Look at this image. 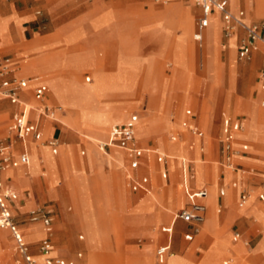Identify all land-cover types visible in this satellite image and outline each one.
I'll return each instance as SVG.
<instances>
[{
	"label": "rangeland",
	"instance_id": "374dc122",
	"mask_svg": "<svg viewBox=\"0 0 264 264\" xmlns=\"http://www.w3.org/2000/svg\"><path fill=\"white\" fill-rule=\"evenodd\" d=\"M229 1L230 0H228V2ZM128 2L129 0H120L117 3L119 8L114 7L111 10H106L98 14L97 17L90 21L91 30L87 34L81 29H78L64 38H59L58 36L49 37L48 41L50 43L47 47H63L59 52H46L42 54V45L38 40H34L26 46H23L28 51L39 53V55L34 57H28L27 54L23 53L22 56L26 57L27 61L25 67L28 68L31 63L35 61L37 62V60L51 63V65L47 67L45 66L41 69H37V71L32 74H40L49 81L50 96L48 101L51 104L53 103L60 106L61 109L66 112V116L58 118L57 120H61V125L74 132L80 141L86 139L91 143L97 142L96 137L98 135L100 138L104 137L106 129L109 128L108 126L111 127L127 120L136 110L138 104L136 97L140 92H143L148 96L151 105L157 104L156 112L146 109L140 113L139 118L135 123L134 136L135 139L141 141V143L146 142L150 133H160L165 130L168 131L171 128L166 121V117L161 116L159 113L162 112L163 109L167 110L169 99L167 100L166 96L172 92H175L171 94V96L175 98L171 104L170 110L172 122H175L179 115L182 116L183 111L186 109H190L195 114L197 124L200 119L205 121L210 120V99L206 95L207 86L204 84V80L206 78V72L218 73L217 62L220 66V85L225 82L228 70L230 69L229 82L231 88H233V84L235 87V93L230 91L232 95H241L238 92V87L243 78L242 72L246 77L243 79L240 91L246 93V84L248 83V91L250 93L256 88L255 82L252 80L251 71L257 64V57L255 56L248 65H244V63H248V61L235 60V43L233 37L229 38L227 42V56L229 60L226 59L222 53H220L218 60H216L217 41L221 28L216 16L210 17L215 20V29L209 30L210 35H208L207 30L204 29V34H202L201 41L204 42L206 46L202 43L200 47L201 49H204V47L206 48L205 50L200 51V55L204 56L201 57L197 50V44H195L191 40V37H189L192 33V26L196 20V16L192 18L190 13H188L190 16L183 13L176 18L177 13H172V8H176V5L169 4L171 1L164 2V7H170V13L169 16L166 15L163 18H157L156 15L159 13V10L164 7L156 9L157 13H155L154 16H145L140 10L133 7H127L124 10L120 9L122 5L126 6ZM161 2L162 1L152 0L150 5L156 7L163 6ZM232 2L233 6L230 5V2L229 6L232 8V11H235L237 0H232ZM255 3L256 8L254 13L259 15L264 10V0H255ZM191 4L193 6V0H191ZM139 5L144 9L149 6L143 3H140ZM239 9L245 13L243 6L240 5ZM246 12L249 13V9H247ZM140 17H143L145 20H151L150 26H154L157 30L156 33L160 38L159 44H156L157 53L148 58L141 55V49L139 45H137V39L141 35V30L143 28L145 29L147 26L142 25ZM258 20L264 21V15ZM176 30L180 31L179 35L175 34ZM187 31L188 37L183 35L184 33H187ZM4 33V21L0 19V42L7 50L14 49L15 46L11 44L10 39ZM26 38H28V36H26ZM185 40L186 51L184 53L185 47L183 41ZM224 40L225 37L220 31V45L224 44ZM208 45H212L213 47L211 52L207 49ZM101 49L105 51V56L103 57L99 54V50ZM109 52L111 57L108 55ZM169 53L172 55V58L170 55H167L166 57L159 59V67L157 68L156 59ZM240 64L243 65L239 67L238 65ZM21 65H23V63H21ZM108 65H112L113 68L108 70ZM239 68L242 72L238 70ZM259 69L264 70V67L257 66L254 68L253 78ZM87 70L91 71V81L88 84L84 83L83 77H90L89 73H82L78 79L79 72ZM201 71H203V73ZM201 73L203 76L199 77ZM196 82L198 83L197 87H199V83H201L202 86L200 89L198 88L200 95H203L202 101L204 102V108L201 110L194 105H188V101H190V103H196V98L193 96L197 91ZM58 90L63 92V94H57V92H59ZM74 93L75 95L77 94V98ZM183 94H186V96L190 94L186 97L188 101L184 98ZM61 96L63 97L61 98ZM139 97L141 98L140 100L146 98V96L143 95H140ZM237 100L240 101L239 98H237ZM250 100L255 111V114L253 116L251 115V120L255 116L257 121H262L264 119V109H257L255 99ZM126 106L131 107L132 110L126 108ZM241 112L242 111L239 108H236L234 114ZM4 116L5 118L0 121L2 122L0 123V140H3L8 136L5 134L8 125L6 111H3L2 117ZM248 120L249 119L246 121V126ZM99 123L102 124L103 127L97 125ZM213 123L214 126L218 125L219 116L214 117ZM55 126L60 128L57 124H55ZM198 126L200 125L198 124ZM178 129L181 130L180 126H178ZM206 130L208 133L212 131L211 124L206 126ZM51 132L52 127L48 134L50 135ZM202 132L204 135L205 131L203 127ZM45 135L47 136V134ZM85 135H87V137ZM244 135L246 136V132ZM171 136L172 132H165L161 135L163 141H157L159 150L166 155L171 156L168 161L170 180L173 181L175 179L174 171L176 164L181 160L188 161L192 164V175H195V179L192 180V182L197 180L200 182L195 187L204 185L207 189H210V198L207 202V215L201 228L202 233L195 241L196 243H201L204 241L203 238L209 234V232L215 231L219 223V216L216 213V204L213 205L211 210L214 218L212 217L213 219H211L209 217V201L213 202V198H216L214 186L216 173L214 172V168L213 171L210 172L209 167L204 166L206 161L204 162L200 160V147L198 146V141L196 139L192 140V146L188 149V137L186 135L181 141L168 143ZM215 137L216 134L211 136L209 149L205 153V158H209L213 161L217 160V143L214 140L216 139ZM207 139L208 136L206 135L202 142L207 144ZM150 142L154 147L157 146L154 137L150 139ZM59 150V157L56 158L52 157L48 150L36 147L32 150L33 156L30 158V168L28 172L21 167L19 169L11 170L10 173L17 172L19 178H38L40 176L38 163L43 158L47 165V177L43 180L55 184L58 177L60 186H62L64 183L61 170L58 167L66 169L70 160L67 147L60 146ZM79 150L84 151L83 157H79ZM94 150L97 153L95 147ZM86 155L87 151L85 146L78 145L71 147V157L73 160L78 161L85 158ZM191 155L192 157H190ZM112 161L113 165L116 167L120 166V153L118 151L112 150ZM51 162L57 163L58 169L56 168L55 170L50 171L48 167ZM18 177L16 179L12 177V181L15 180L16 182ZM89 181L94 182L96 186H99L97 180L93 176L89 178ZM106 182L107 181H105V183ZM108 182L113 186L115 181L111 178ZM71 185H74V188H71ZM68 187L71 189H69L71 200L76 204L77 210L74 211V206L70 203L64 204V212H66L67 208H70V211L66 212L67 214L74 211L69 217L68 233H64L67 240L60 235L62 231L55 226L57 219L54 218L52 226V242L53 247L55 248L62 245L64 251L58 256L67 260H72L74 261V264H154L153 250L157 244V241L154 240L157 238L155 230H157L161 224L168 221L166 220L159 223L163 216L175 212L183 202V199L178 192V188L168 186L166 189L167 192L163 194L159 192L158 189L162 187V182H157L153 184L152 190L150 191L153 196L146 194L141 197L140 195L135 194V200L140 197L137 202L133 201L131 204L120 205L116 203L118 202L116 201L113 203L111 202L109 205L107 204L106 210L111 212L109 213L110 221H103L106 225L102 227L101 225H98V221L101 220L103 216L100 210L102 201L98 198V194L101 195L100 188H94L95 196L92 200L89 197L87 185L81 186L76 182H69ZM102 190L107 203H109V190ZM17 192L18 194L20 193L18 190ZM121 193L125 194L121 199V203H130L131 198L127 197L126 194L130 196H132V194L129 193L124 184L119 187H117V185L114 187L113 196H120ZM222 200L225 202V204L223 203V207H225L230 201V198L226 196ZM113 201H115V199ZM253 201L254 195L250 204L239 208L242 209V212H236V210L239 209L234 210V212L238 215L244 214L247 210L255 212V220L258 222L259 228L257 231L262 236L255 249L248 253L247 248L244 247L245 243L243 241H239L237 244L232 245L227 242L226 238L219 240L216 239L208 244L206 250L202 251L201 258L197 263L192 262H196L199 259V256H189L190 261H188L185 259V256L170 252L165 260V264H219L225 260L223 258L230 259L232 262L233 260H240V264H261L260 257L257 255L250 259L243 260L244 256L242 255L246 254V256H252L255 252L261 253L264 262V207L261 208L259 204L253 205ZM43 202V200L37 202V205L35 207L33 206L32 210L40 207ZM55 211L57 215L58 212L56 206ZM164 213L166 214L164 215ZM22 219L24 218L17 215L14 220L20 223ZM109 228L113 229V232L102 231L104 229L108 230ZM116 228H118L119 231H114ZM230 228H235V224H220L219 235L217 238L227 236L228 240H230ZM143 235L148 236L149 238H146ZM25 237L27 239L32 238L33 240H30V242L34 243L42 237V233L37 227L30 226L25 231ZM79 237H81V239H79ZM241 237L248 240V245L253 248L260 238V235L257 233L254 234L248 229L244 233H241ZM7 242L5 241V234L0 231V244L3 243L2 245L8 246L10 244L8 239ZM182 243L186 245L185 242ZM205 243L202 244L203 246H200L201 249L206 248ZM146 245L149 246L147 252V249L143 248ZM191 247V245L185 246L184 248L179 246V250L185 254H190L192 253ZM142 248L146 253L140 258L138 252L141 251ZM55 253L56 251H53L52 254ZM232 253L239 254L238 258L233 259L231 255ZM76 254H80L79 259H76ZM6 255H8V252L6 249L2 248V250H0V264H12L10 258L7 260L8 262H5L7 259ZM173 260L175 262H173ZM236 261L235 263L233 262V264H237ZM229 264L232 263L230 262Z\"/></svg>",
	"mask_w": 264,
	"mask_h": 264
},
{
	"label": "crops",
	"instance_id": "0c3cea01",
	"mask_svg": "<svg viewBox=\"0 0 264 264\" xmlns=\"http://www.w3.org/2000/svg\"><path fill=\"white\" fill-rule=\"evenodd\" d=\"M120 0H0V19L4 21V27H5V35L10 39V42L12 45L15 46L12 50H7L0 44V57H9L12 61L13 66L15 67V71L13 73V76L18 79H22L27 81L28 87L25 89H18L14 88L13 92L15 95V98L17 102L15 104H11L7 99H1L0 98V121L5 118L2 117L3 111H6L7 116L6 119L8 121V125L11 122L12 116L15 114H21L24 113V117L26 122H34L35 121V107L37 106H45L48 108H60L56 104H51L48 99L50 96V83L45 77H42L40 74H32L37 71V69H41L42 67H47L51 65V63L46 61H40L37 60V62H33L30 64V66L27 68L25 65L26 63H23L21 65V62L25 59L24 56H22L23 53L27 54L28 57H34L36 55H39L38 52H32L26 50L23 46H26L28 43H31L34 40L40 41L42 45V54L46 52H59L63 49V47H57V48H48L49 45L48 38L51 36H58L59 38H64L69 36L71 33H73L75 30L81 29L84 33H89L91 30L90 21L98 16L103 11L111 10L114 7L119 8L117 3ZM152 0H129V2L125 5H122L120 9H125L127 7H133L137 10H140L143 15L147 16H154L155 13H157L156 9H161L165 6L164 2H169V4H175L176 8H172V13L176 14V18L179 17L181 14L186 13L188 16H190L188 13L192 15V18L194 16H199L200 10L197 4L193 1V6L191 4V0H165L161 3L163 6H152L150 5ZM157 1V0H155ZM215 1H222L224 3V8L227 12L230 14H236L237 12H242V20L245 23H256L261 22L260 19L261 16L264 15V10L261 14L257 15L254 13V10L256 8L255 0H237V5L235 11H232V8L229 6H233L232 0L228 2V0H215ZM232 2V3H231ZM263 2V1H262ZM143 3L147 6L146 9H144L139 4ZM186 4V5H185ZM243 6L245 9V13L239 9V6ZM264 6V4H263ZM167 9V8H164ZM249 9V13L246 12V10ZM136 12V11H135ZM138 13V12H137ZM216 16L218 22L220 23V14L216 12L215 10L211 11L210 17ZM141 18L142 25H147L145 29L143 28L141 30V35L137 39V45H139L141 49V55L143 57H151L154 54L157 53L156 50V44H159L160 38L157 35V30L154 28V26H150L151 20H145L143 17ZM192 20V19H191ZM258 20V21H254ZM192 22V21H191ZM196 22V20H195ZM195 22L192 26V33L189 37H191V40L197 44V50L200 55V51L205 50L201 49L200 45L204 42H202V34L204 32L203 30H198L196 28ZM221 25V24H220ZM215 29V20L208 19V24L206 27ZM178 31V32H177ZM221 31V28H220ZM220 31L217 41V51H216V60H218L220 53L229 60L227 56V42L230 37H233L234 43H235V51H234V57L235 60H238L236 57L237 53V47H238V40L243 36V32L241 30H236L232 35L225 37L224 44L220 45ZM176 35L180 34L179 30H176ZM28 36V38H26ZM1 40V39H0ZM187 40V39H186ZM186 40L183 41L184 43V53L186 51ZM205 45V43H204ZM206 46V45H205ZM212 45H208L207 49L208 51H212ZM201 49V50H200ZM194 50V51H197ZM264 48L261 45H258L256 51L252 52L250 60L248 63H244V65H248L251 61V59L256 56L257 57V64L254 66L256 68L257 66H263L264 67ZM99 54L101 56H105V51L103 49L99 50ZM110 52L108 53V55ZM167 55H170L172 58V55L166 54L161 56L160 58L156 59L157 68L159 67L158 60L161 58L166 57ZM110 56V55H109ZM111 57V56H110ZM204 57V56H203ZM205 60V59H204ZM240 61V60H238ZM237 64V62H236ZM21 65V66H20ZM218 65V73H208L206 72V78L204 80V84H206V95L209 97V104H210V120L205 121L200 119L198 120V126L196 122V116L195 114L190 110L186 109L183 111L182 116H178L175 122H172V117L170 114L171 110V104L173 103V98L171 96L172 92L170 94H167L166 98L169 99V104L167 110L163 109L162 112L159 114L161 116L166 117V121L171 127L168 131H163L160 133H150L148 136L146 142L141 143V141L135 139V123L139 118V115L141 112L145 111L146 109H150L153 112H156L157 104L151 105L148 100V96L144 94L143 92L138 93V96L136 97V100L138 101L136 110L134 111L133 115H130L127 120H124V122L120 124H115L113 126H108L109 128L106 129L104 137H96L97 142L91 143L90 141L84 139V141H80L77 135L72 132L71 130L66 129L61 125V120H57L58 118H62L66 116V112L60 109V112H56L52 118L42 117L37 122V133L35 132L34 135L29 136L26 138L24 142H20L15 136L8 131L5 132L8 136H6L3 140H0V142H3L4 144L8 145L10 148L11 153L13 154L14 158L16 159L17 156L24 152L27 157V162L25 164H18L14 168H8L6 170L15 169L17 167H26L29 161V143H36L41 142V145L46 147L49 154L52 157H59V147L65 146L68 148V156L70 162L68 163V167L66 169H63L61 167V175L63 179L62 186H60V181L57 177V182L53 184L50 181L45 182L43 180L42 176H39L38 178L33 177L31 179L26 177H20L17 179V181L11 180V173L9 172V177H6L5 179L0 178V184L2 187L7 188L11 190L16 196L15 200L7 201L6 204L8 206L9 212L11 214L13 223L16 225L18 230L21 232L22 238L24 240V243L27 246L28 253L35 258L38 255L37 252V243L41 239H47L50 244V252L48 254V257L52 260H63L65 263H71L74 264V261L67 260L63 257H60L58 255L63 253L62 245L55 248L53 247L52 242V226L54 222V218L57 219L55 226L60 229L62 238H65L64 233H68V222L70 215L77 210L76 204L71 200L70 195V188L68 187L69 182H76L77 184H80L81 186L87 185L89 190V197L93 200L94 198V188L96 187L100 188L101 195L98 194V198L102 201V206L100 205L101 213L103 214L101 220L98 221V225H101L102 227L106 225L103 221L109 222V213L106 210L107 204H111V202H116L120 205L124 204H131L133 201H138L140 197H138L135 200L134 195H140L141 197L146 194H150V191L152 190L153 184L157 182H162V187L158 188L159 192L166 193L167 188L169 187H175L178 188V192L180 196L183 199V202L180 204V206L175 210V212L166 214L163 216L162 220L159 222L166 221L165 223L161 224L157 230H155L157 234V238L154 239L157 241V244L154 248V250L157 247L169 246V251L173 253H177L180 256H185V259L189 260V256H199V259L196 262H199L202 251L206 250L208 247V244L215 241L216 239H223L226 238L227 242L229 244L235 245L239 241H243L245 243V248H247L248 253L255 249L257 243L261 239V234L257 231L258 228V222L255 220V212L246 211L244 214L238 215L236 212H242V209H239L237 207V201L239 198V195L242 192H245L247 194L252 193L254 195V201L253 205L259 204L261 206V203L258 201L257 197L258 195L264 196V119L262 121H257L255 119V116L251 120V115L253 116L255 114L253 104L251 103L250 99H255V105L257 109L263 110L264 106H261L260 103L262 100H264V90H261V86H264V78L259 79L258 75L260 72H264L263 69H259L256 72L255 77L253 78V70L251 71L252 74V80H254L256 88L250 93L248 91V84H246L247 92L244 93L240 91V86L242 85L243 79L246 77V75L242 72V81L238 87V92L241 94L239 95H232L230 91L235 93V87L233 84V88H231L229 79H230V69L228 70V75L226 76V80L221 85L219 84V74H220V66ZM243 64L238 65L239 67ZM21 67V68H20ZM113 67L112 65H108L107 69L111 70ZM203 73V71H201ZM30 73V74H29ZM82 73H89V76L83 77L84 83H90L91 81V71H81L78 74L79 76ZM200 74L199 77L203 76V74ZM236 73V72H235ZM87 79V82L85 81ZM90 80V81H89ZM251 80V81H252ZM49 85V94H48V87L45 82ZM80 81V80H79ZM81 83V82H80ZM41 84L45 86L46 92L40 102H36L33 99V88L35 85ZM198 83L196 82V87ZM201 83H199V87H197L196 94L193 96L196 98V103L188 101L186 99L187 95H184V98L188 101V105H194L198 109L204 108V102L202 101L203 98L200 95V92L198 88L200 89ZM140 95L146 96V98L140 100ZM48 96V97H47ZM201 96V99H200ZM236 97V98H235ZM45 98H47V102L51 105H48L45 102ZM135 98V97H132ZM237 98L240 99V101L237 100ZM200 104V105H199ZM27 107V108H26ZM131 109V107H127ZM236 108H239L242 112L234 114V111ZM132 110V109H131ZM188 112V113H186ZM158 114V113H155ZM134 116L135 120L130 121V118ZM215 116H219V123L217 126H214L213 119ZM5 119V120H6ZM126 119V118H125ZM228 119L232 122H237L240 126V130L236 132L233 136V141L231 144V151L225 152L222 145V124L223 120ZM248 120V124L246 126V121ZM2 123V122H0ZM55 124L59 125L60 128H57ZM208 124H211V132L208 133L206 130V126ZM7 125V127H8ZM102 126V124H97ZM122 125H128L132 129V140L127 143V147L133 148L136 150H140L142 153L138 157L129 156L127 155L126 151L124 149H120L117 147H109L106 148L104 151H100L98 149L97 144L105 142L108 138L109 131L112 127L115 126H122ZM45 126H48V128L52 127L51 135L47 138L44 137V128ZM178 126H180L181 130L178 129ZM103 127V126H102ZM202 127L204 128V135L202 132ZM105 128V127H104ZM7 129V128H6ZM165 132H172V136L169 138L168 143H174L176 141H181L183 137L186 135L188 137L187 140V148L190 149L192 146V140L196 139L198 141V146L201 150H199V158L201 161H206L204 166H208L210 169V172L213 171L216 173V177L214 179V186H215V195L216 198H213V205L216 204V213L219 216L218 219V226L216 227L215 231L209 232L203 239L204 241L201 243H196V238H198L202 233V224L203 221L205 222L204 218L202 223L198 226V230L196 233L193 232V225L184 223L180 220L174 219L175 213L184 207L186 204V199L183 194V191L180 187L182 183L185 184V186L190 190H200L204 189L206 193L210 190L206 186H198L195 187L199 182V180L192 182V164L188 161H179L176 164L175 168V179L173 181L170 180L169 177V167H168V159L164 154H162L159 151L158 147V140H162L161 135ZM246 132V136L244 135ZM245 137L240 136L242 134ZM216 134V139H214L217 143V160L213 161L209 158H205V153L208 151L210 146V138L212 135ZM208 136L207 144H204L202 140ZM87 137V135H85ZM204 136V137H203ZM154 137L156 147L153 146V144L150 142V139ZM50 142H54V146H50ZM85 146V149L87 151V155L85 158L80 159L78 161L73 160L71 157V147L73 146ZM94 147L97 150V153L94 150ZM244 147V149H243ZM112 150L118 151L120 153V166L113 165L112 161ZM79 157L84 156V151L79 150L78 151ZM156 155H160L163 157L162 162L156 161ZM89 157V159H88ZM171 158V156H169ZM192 157V155L190 156ZM207 163V164H206ZM70 164V166H69ZM30 166V165H29ZM49 166V165H48ZM57 168V163H50V166L48 169L50 171H53ZM57 168V169H58ZM4 170V171H6ZM42 171L45 172V169L42 168ZM3 171L0 172V175ZM57 172V170H56ZM164 175V177H162ZM25 176V175H24ZM57 176V173H56ZM93 176L96 180L99 186H96L94 182L89 181V178ZM131 179L134 182L139 181L141 178H146V191H131L127 186V178ZM203 177V176H202ZM113 178L114 185L110 184L108 180H111ZM107 179V180H106ZM49 180V179H48ZM105 181H107L105 183ZM53 184V185H52ZM95 184V185H94ZM124 184L125 188L129 191V193L132 194V196L127 195V197L131 198L130 203H121V199L125 194H120V196L114 195V187L117 185V187L122 186ZM74 185H71V188ZM218 187V188H217ZM13 189H17L20 193L18 194ZM70 189V190H69ZM102 189H108L109 190V203H107L106 198L104 196V192ZM116 193V192H115ZM153 196V195H152ZM207 196V194H206ZM228 196L230 198V201L228 204L223 207V203L225 204L224 200H222L224 197ZM114 197V198H113ZM209 198H210V191H209ZM208 198V200H209ZM115 199V201H113ZM120 199V200H119ZM44 201L40 207H37L35 210H40L42 214L46 215L50 220V232L46 233L43 230V227L40 223V221L32 222L30 221V213L32 211L33 206L35 207L37 205V202ZM207 200V202H208ZM70 203L74 206V211L72 213L67 214L66 212L70 211V208L66 209V212H64V204ZM55 204V205H54ZM204 204V200H203ZM208 204V203H207ZM137 205V203H136ZM212 205V207H213ZM55 206L57 209V215L55 211ZM136 207V206H135ZM211 207V210H212ZM204 217L206 219V206L204 204ZM263 208V207H261ZM239 209V210H236ZM236 210V212H234ZM174 211V210H173ZM263 211V209H262ZM206 212V215H205ZM264 214V213H263ZM19 215L23 217L22 221L16 222L14 219L15 217ZM77 221V220H76ZM153 223V222H152ZM151 223V224H152ZM235 224V228H230V240H228L227 236L217 238L219 235V226L220 224ZM150 224V225H151ZM154 224V223H153ZM149 225V227H150ZM34 226L37 227L38 230H41L43 233V236L36 240L34 243H28L25 240V231L28 227ZM100 226V227H101ZM250 230V232L254 234H259L260 238L255 243L254 247L251 248L248 243L249 241L241 237V233H244L246 230ZM5 234V241L7 242V239L9 240L10 244L8 246L0 244V250L2 248L6 249L8 252V255H6L7 259L5 262H8L7 260L10 258L12 261V264L15 259V253H14V243L10 237V234L7 230L0 229ZM77 231V230H74ZM73 231V232H74ZM81 231V230H78ZM89 231V230H88ZM87 231V232H88ZM104 232H113V229L109 228L108 230H102ZM114 231H119L118 228H116ZM83 232V231H82ZM84 233V232H83ZM234 234L238 235V238L233 241L232 237ZM144 236V235H143ZM146 238H149L148 236H144ZM214 237V239H213ZM81 239V237H79ZM152 240V239H151ZM182 242H185L186 245H184ZM206 242V243H205ZM8 243V242H7ZM205 243L206 248L201 249L200 246ZM191 245L192 253L185 254L184 252H181L179 250V246H182L183 248L185 246ZM203 246V245H202ZM143 248H146V252L149 250V246L146 245ZM143 248L141 251H139V257L142 258V256L145 255L146 252L143 251ZM62 249V250H61ZM11 250V251H10ZM154 250H153V263H155L154 259ZM53 251H56L55 254H52ZM144 253V254H143ZM147 255V254H146ZM232 258L236 259L238 258V255L235 253H232ZM260 257L261 264H264L263 262V256L261 253L255 252L252 256H244L243 260L250 259L254 256ZM148 256V255H147ZM80 254H76V259H79ZM149 257V256H148ZM167 258V257H166ZM165 258V260H166ZM221 263L219 264H229L230 262L233 264L236 260L230 261V259L223 258ZM241 259V258H240ZM173 262H175L173 260ZM237 264H240V260L236 261ZM5 264V263H4ZM9 264V263H8ZM11 264V263H10ZM79 264V263H76ZM165 264V261H164Z\"/></svg>",
	"mask_w": 264,
	"mask_h": 264
},
{
	"label": "built area",
	"instance_id": "2783aa9c",
	"mask_svg": "<svg viewBox=\"0 0 264 264\" xmlns=\"http://www.w3.org/2000/svg\"><path fill=\"white\" fill-rule=\"evenodd\" d=\"M165 1V0H157ZM199 7L200 13L196 19L195 25L198 30H203L208 24L211 11L215 10L220 14L221 32L224 36L228 37L232 35L236 30H241L243 36L238 40V47L236 57L240 61H249L252 52L256 51L258 45L264 48V21L256 23H245L242 20V12L236 14H230L224 8L222 1L215 0H193ZM15 67L9 57H0V98L7 99L11 104L17 102L13 89H25L28 87V83L25 80L15 78L13 73ZM259 79L264 78V72H260L258 75ZM87 82V79H85ZM261 90H264V86H261ZM46 92L45 86L37 84L33 88V99L36 102H40ZM264 106V100L260 103ZM56 112H60V108H48L45 106L35 107V121L26 122L24 113L15 114L12 116L11 122L7 127V131L15 136L20 142H24L26 138L34 135L37 129V122L42 117L52 118ZM188 113V112H186ZM135 117L132 116L130 121H134ZM240 130V126L237 122H232L228 119L223 120L222 124V145L225 152L231 151V144L233 136ZM132 129L128 125L115 126L109 131L108 138L105 142L98 143V149L104 151L109 147H117L124 149L129 156L138 157L141 155L140 150L127 147V143L132 140ZM50 146H54V142L49 143ZM244 149V147H243ZM156 161L162 162L163 157L156 155ZM27 157L24 152L20 153L15 159L10 151L8 145L0 142V172L8 168H14L18 164H25ZM164 177V175H162ZM127 186L131 191H146V178H141L139 181L134 182L129 177L127 178ZM183 194L186 199V204L183 208L178 210L174 219L180 220L184 223L193 225V232L196 233L198 226L202 223L204 218V204L203 200L206 197V191L190 190L184 183L180 185ZM248 194L242 192L239 195L237 201V207L241 208L246 201ZM16 196L11 190L4 188L0 184V229L7 230L14 243L15 259L13 264H37L35 258H33L27 251V246L24 243L21 232L18 230L16 225L13 223L11 214L9 212L7 201L15 200ZM258 201L264 207V196L258 195ZM30 221H40L43 230L48 233L50 232V220L42 214L40 210L32 211L30 214ZM238 238L237 234H234L232 240L235 241ZM38 255L42 257L40 264H71L65 263L63 260H52L48 257L50 252V244L47 239H41L37 243ZM170 253L169 246L157 247L154 250V259L156 264H164L165 258Z\"/></svg>",
	"mask_w": 264,
	"mask_h": 264
},
{
	"label": "bare ground",
	"instance_id": "6f19581e",
	"mask_svg": "<svg viewBox=\"0 0 264 264\" xmlns=\"http://www.w3.org/2000/svg\"><path fill=\"white\" fill-rule=\"evenodd\" d=\"M164 8H167V9H164ZM164 8H162L161 10H159V13L156 15L157 16V18H163V17H165L166 15L167 16H169V10H170V7L169 6H167V7H164ZM210 20H213V18H210ZM211 28H209V26L208 27H206L205 28V30H207V34L208 35H210V33H209V30H210ZM204 34V33H203ZM184 36H187L188 37V31H187V33H184L183 34ZM231 38V37H230ZM0 44L2 45V43L0 42ZM125 44V43H124ZM128 46V45H127ZM253 59V58H252ZM251 59V60H252ZM27 61H26V57H25V59L21 62V63H26ZM21 68V67H20ZM90 81V80H89ZM45 82V81H44ZM46 83V85H47V87H48V94H49V85H48V83L47 82H45ZM59 92H57V94H59V95H62L63 94V92H60V90H58ZM67 95H68V93H67ZM74 95H75V93H74ZM64 96V95H63ZM63 96H61V98L63 97ZM48 97V96H47ZM75 97L77 98V94L75 95ZM45 102L48 104V105H51L50 103H48L47 102V98H45ZM60 107V106H59ZM27 108V107H26ZM60 109H61V107H60ZM62 110V109H61ZM47 129V130H46ZM7 131V130H6ZM51 131V127L50 128H47V126H45V128H44V137L45 138H47V137H49L50 135L48 134L49 132ZM45 134H47V136L45 135ZM240 136H242V137H244V135H243V133L242 134H240ZM89 138V137H88ZM42 148V149H46L47 150V148L46 147H44V146H42L41 145V142H36V143H29V150H30V154H29V161H28V164H27V166L26 167H22L23 169H25L27 172H28V170H29V168H30V158H32V154H33V151L32 150H34L35 148ZM201 150V149H200ZM160 151V150H159ZM161 152V151H160ZM162 154H164L165 156H166V158L168 159V161L170 160V157L168 156V155H166L164 152H161ZM35 155H36V151H35ZM40 163V164H39ZM39 163H38V166H39V170H40V173H39V175L40 176H42L43 177V179L44 178H46L47 177V165H46V162H45V160L42 158L40 161H39ZM19 168H21V167H17V168H15V169H19ZM42 168H44L45 169V172L44 171H42L41 169ZM15 169H11V170H15ZM22 169V170H23ZM11 170H6V171H3L2 173H1V175H0V178L3 180V179H5L6 177H9V175H8V173L11 171ZM19 174V173H18ZM11 176L13 177V178H17L18 176H17V172H13V173H11ZM17 176V177H16ZM28 176V175H27ZM10 178V177H9ZM19 178V177H18ZM195 179V175H192V180H194ZM11 180H12V178H11ZM15 181V180H14ZM207 188V187H206ZM15 192H17V190L16 189H13ZM207 191H208V189H207ZM18 193V192H17ZM252 197H253V194L252 193H249L248 194V197H247V199H246V201L244 202V204H243V206H245V205H248V204H250V201L252 200ZM208 198H209V191H208V193H207V196L205 197V199H204V204H205V206H206V212H207V200H208ZM213 202L212 201H209V217L211 218V219H213L214 217L212 216V213H211V207H212V205L214 204H212ZM261 207H263L262 205H261ZM206 212H205V215H206ZM214 214V213H213ZM213 217V218H212ZM204 220H205V217H204ZM203 223H204V221H203ZM203 225V224H202ZM42 233V232H41ZM25 236V235H24ZM42 236H43V233H42ZM25 238V240H26V242H28V243H31L30 242V240H33L32 238H30V239H27L26 237H24ZM169 255V254H168ZM35 260H36V262H37V264H40L41 263V260H42V257L41 256H36L35 257Z\"/></svg>",
	"mask_w": 264,
	"mask_h": 264
}]
</instances>
